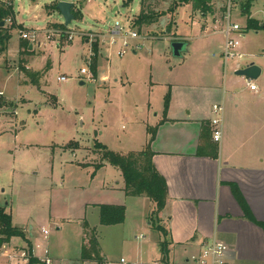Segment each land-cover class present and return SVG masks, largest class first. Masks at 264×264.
<instances>
[{
    "label": "rangeland",
    "instance_id": "374dc122",
    "mask_svg": "<svg viewBox=\"0 0 264 264\" xmlns=\"http://www.w3.org/2000/svg\"><path fill=\"white\" fill-rule=\"evenodd\" d=\"M61 1L67 0H14V16L5 23L11 41L0 52V208L12 215L13 226L25 238L27 234L34 252L18 250L26 248L25 241L14 237L4 247L3 259L7 264H30L49 252L54 264H83L80 254L83 247L90 249L94 236L105 264H120L121 259L127 264H181L179 257L163 260L160 236L152 227L165 229L156 220L152 201L151 210L135 205V199L129 201L127 220L119 226L102 225L99 209L92 204L109 202L98 196L104 185L123 183L121 172L103 161L104 147L121 155L143 151L148 128L155 125L156 115L165 114L166 98V115L175 97L191 106L206 100L200 95L204 90L197 94L194 87H182L202 82L209 68L220 63L213 54L220 57L223 38L212 36L213 16L223 21L229 2L209 0L202 13L179 0H153L145 10L164 15L140 29L135 22L141 0H71L79 18L69 26L56 9ZM127 1L132 3L126 6ZM245 4L246 0L230 1L232 22L246 31L240 52L248 56L241 63L261 67L256 81L261 87L264 0L249 12ZM249 18L259 29L247 28ZM117 22L125 32L138 31L142 38L130 40L129 47L117 38L111 47ZM61 24L64 29L56 27ZM56 29L64 36L48 40V31ZM29 31L37 33V42L26 41L33 46L26 50L20 35ZM174 42L185 43L180 56L174 55ZM235 64H228L226 81L221 75L228 90L234 79L242 80L233 73ZM60 76L67 81L58 82ZM43 229L48 231L46 238ZM84 239L87 245L82 246Z\"/></svg>",
    "mask_w": 264,
    "mask_h": 264
},
{
    "label": "crops",
    "instance_id": "0c3cea01",
    "mask_svg": "<svg viewBox=\"0 0 264 264\" xmlns=\"http://www.w3.org/2000/svg\"><path fill=\"white\" fill-rule=\"evenodd\" d=\"M223 16V21L215 20L213 16L212 34L213 37L219 35L223 38L222 47L225 14ZM245 35L246 31L243 37ZM213 58H219L220 63L209 68L208 75L202 76V82L182 87L186 90L194 87L193 92L197 94L204 90L200 95H204L206 100L191 106L190 102L183 103L175 97L168 115H156L155 125L148 128L155 131L152 162L168 188L165 208L157 211L149 198L128 196L123 174L118 168L123 183L113 181L104 185L98 196L105 197L109 202L92 205L98 209L101 205L124 206L125 222L129 201L135 199V205L142 208L147 205L148 210L154 206L156 220L165 229L161 232L152 227L159 233L164 262L173 256L174 260L182 258L181 264H185L202 244L218 239L229 247L228 264H264V228L257 224L264 223V86L259 87L256 82L260 76L255 80L259 90L252 92L246 85V78L241 77V82L234 79L232 88L228 90L221 80V75L226 77L228 67L225 68L217 54H213ZM235 69L236 65L234 74ZM178 95L187 96L183 92ZM215 104L224 108L223 138L219 144L212 140L210 125ZM148 137H151L149 132ZM208 143L218 146L217 158L199 154L201 145L206 148ZM203 152L206 154L208 151L205 149ZM233 185L239 188L253 221L246 217L235 198ZM149 225L153 226V223L150 221ZM24 241L26 248L19 247L18 250L27 252L33 249L34 252L27 234ZM165 243L168 246L166 251L162 249ZM9 244L0 251V264H7L3 254L4 247ZM46 255L49 257V252ZM81 255L82 252L80 260L83 264H98L82 260Z\"/></svg>",
    "mask_w": 264,
    "mask_h": 264
},
{
    "label": "trees",
    "instance_id": "16d2710c",
    "mask_svg": "<svg viewBox=\"0 0 264 264\" xmlns=\"http://www.w3.org/2000/svg\"><path fill=\"white\" fill-rule=\"evenodd\" d=\"M31 1L36 2L38 0H31ZM179 1L181 4H185V5L192 4L194 10H199L202 13H205V11L208 10L209 0H179ZM257 1L260 0H246V4L243 6L244 11L249 12V9ZM147 2L152 3L153 0L141 1V11L135 22V24H137V26L140 29L157 22L159 18L162 15H164V13H158L152 9L146 11L144 7ZM131 3L132 1H127L126 6H129ZM13 4H14V0H0V48H1L0 52L5 48L6 44H8L9 41H11L10 33L7 31L5 24L4 26H1V23L3 22L6 23V21H8L9 18L14 16ZM57 8L58 7H56V9ZM169 10H171L169 11V13L171 14L172 12L175 11V9L173 8ZM72 12L75 16V19H78L79 14L75 12V6L73 7ZM56 27L61 29L65 28V26L62 24L57 25ZM247 28L257 30L259 29V25L257 24V21L249 18V23ZM99 44L100 43H98V41L93 43L92 68L94 70L96 69V64L98 61L97 54L99 50ZM21 47L25 48L26 50H29L30 44H27V42L24 41V43L21 44ZM168 105H169V97L166 98V102H165L166 110L164 115H166L167 113ZM148 131L151 137L143 151L141 152L133 151L128 155H121L119 153L105 149L104 147L103 149L104 153L102 155V159L103 161L109 163L110 165H113V167L118 168L122 172L126 183L125 191L128 196H132V198L140 197V196L147 197L156 205L157 211H161L165 208L167 202L168 188L165 179L159 174V172L156 170L152 162V158L154 155L152 152V142L154 141L155 131L154 129H149ZM204 137L205 136L203 134V138ZM205 140H207V137ZM204 147L203 145H201V147L199 148V154L208 155L212 158L218 157L219 149L216 144L208 143L206 148ZM205 149H207L208 151L206 154L203 152ZM232 190L235 198L237 199V201L240 203L243 210L245 211L246 217L252 220L247 204L239 188L236 185H233ZM99 211H100V223L104 226H115V225L123 224L125 222L126 209L124 206L101 205L99 207ZM257 224H259L261 227L264 228V223H257ZM158 230L162 232L161 228H159ZM23 233L24 232H22L20 229L13 226L12 215L7 213L5 208H0V251L3 248V246L10 243L11 239L14 237H20L22 239H25ZM89 246L90 249L83 247L82 255H81L82 260L84 261L91 260V261H96L98 264H105V261L99 252L98 242L94 236L90 239ZM30 264H44V263H41L37 259L32 258Z\"/></svg>",
    "mask_w": 264,
    "mask_h": 264
},
{
    "label": "built area",
    "instance_id": "2783aa9c",
    "mask_svg": "<svg viewBox=\"0 0 264 264\" xmlns=\"http://www.w3.org/2000/svg\"><path fill=\"white\" fill-rule=\"evenodd\" d=\"M229 2L228 9L225 13V29L223 30L224 35V45L223 49L220 53V57L223 61V64L225 65V68L228 67V64L231 62L236 63V69L238 70L240 68H243L242 61L247 58V54L240 52L241 48V42L240 38L243 37V34L245 32V29L239 24L232 22V15H231V5ZM116 27L114 28L112 32V42L110 43V46H114L117 44V41L115 39L122 38L123 44L125 47H129L130 40H137L141 39L142 36L138 33V31H126L125 29L121 27L120 23L117 22ZM50 34L48 35V40H52L53 36H56L58 41L61 40V38L64 36L63 31L60 29L56 30H50L48 31ZM73 35H70L68 37V41L73 40ZM20 38L22 40L28 41L29 43L35 44L37 42V33L35 31H29V32H23L20 35ZM144 38V37H143ZM105 39V36L103 37ZM101 39V41H103ZM139 46H137L138 48ZM125 55L124 52H120L119 56L123 57ZM262 56L264 57V52L262 53ZM83 74H86L87 71L85 69L82 70ZM90 80H94V77H91ZM67 78L65 76H60L58 78V82H66ZM246 85L248 89L252 92L258 91V86L255 81L245 79ZM3 93L0 92V95ZM213 111V118L211 119V127H212V140L214 143L219 144L222 141L223 138V121H224V108L222 105L215 104L212 108ZM44 235H48L47 230H43ZM228 253H229V247L226 243L219 241L218 239H213L209 242H206L201 245L199 251L192 255L185 264H228ZM41 263L44 264H54V261L49 258H39ZM120 264H127L124 259H121Z\"/></svg>",
    "mask_w": 264,
    "mask_h": 264
},
{
    "label": "water",
    "instance_id": "95a60500",
    "mask_svg": "<svg viewBox=\"0 0 264 264\" xmlns=\"http://www.w3.org/2000/svg\"><path fill=\"white\" fill-rule=\"evenodd\" d=\"M57 7H58L57 10L64 19V24H66V26H69L73 22V20H75V16L72 12L74 4L68 1H61L58 3ZM4 24H5L4 22L1 23V26H4ZM32 47L33 46H30L31 49ZM184 47H185V43L174 42L172 44L174 55L180 56ZM261 74H262L261 67H259L255 63L245 65V67L240 68L235 72L236 76L243 77L252 81L257 80L261 76Z\"/></svg>",
    "mask_w": 264,
    "mask_h": 264
}]
</instances>
